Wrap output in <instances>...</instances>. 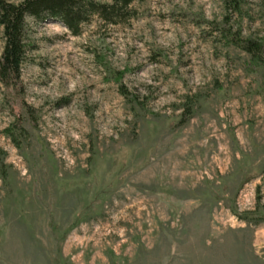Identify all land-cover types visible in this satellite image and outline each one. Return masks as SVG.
<instances>
[{
	"label": "rangeland",
	"instance_id": "1",
	"mask_svg": "<svg viewBox=\"0 0 264 264\" xmlns=\"http://www.w3.org/2000/svg\"><path fill=\"white\" fill-rule=\"evenodd\" d=\"M133 8L78 35L28 17L0 81V264H264V63L215 29L264 39V0Z\"/></svg>",
	"mask_w": 264,
	"mask_h": 264
},
{
	"label": "trees",
	"instance_id": "2",
	"mask_svg": "<svg viewBox=\"0 0 264 264\" xmlns=\"http://www.w3.org/2000/svg\"><path fill=\"white\" fill-rule=\"evenodd\" d=\"M140 0H22L18 3L0 0V27L3 29L4 47L0 54V81L8 88L21 82V68L27 58L29 46L28 17L36 20L56 19L61 21L74 35L81 33L83 23L93 15H99L109 23L128 21L136 12L133 3ZM238 5V0H231ZM215 29L228 41L250 55L249 65L253 69L264 63V39L245 37L241 28L234 29L223 21ZM121 84V83H120ZM121 89L125 91L124 85ZM30 115L34 108L27 106ZM19 143L12 128L6 130ZM0 147V157L4 154Z\"/></svg>",
	"mask_w": 264,
	"mask_h": 264
}]
</instances>
